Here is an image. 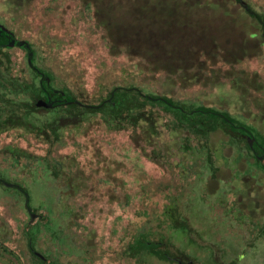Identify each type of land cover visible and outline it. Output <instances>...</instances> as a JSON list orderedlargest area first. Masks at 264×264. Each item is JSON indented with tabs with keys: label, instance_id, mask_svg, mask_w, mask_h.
Returning <instances> with one entry per match:
<instances>
[{
	"label": "rangeland",
	"instance_id": "374dc122",
	"mask_svg": "<svg viewBox=\"0 0 264 264\" xmlns=\"http://www.w3.org/2000/svg\"><path fill=\"white\" fill-rule=\"evenodd\" d=\"M0 24L29 49L0 47V264H264V170L181 124L215 108L264 137V34L244 4L0 0ZM42 83L78 103L30 112Z\"/></svg>",
	"mask_w": 264,
	"mask_h": 264
},
{
	"label": "trees",
	"instance_id": "16d2710c",
	"mask_svg": "<svg viewBox=\"0 0 264 264\" xmlns=\"http://www.w3.org/2000/svg\"><path fill=\"white\" fill-rule=\"evenodd\" d=\"M237 1L242 3V4H244V6L246 7L248 13H250L251 16L262 26L263 34H264V12L263 11L260 12L258 10H255L250 5L245 4L243 2V0H237ZM2 38L5 41L6 40L10 41L8 33L6 32V30L2 26V24H0V47L4 43L2 41ZM10 43H11V41H10ZM22 46H23V44H22ZM37 88L41 90V92H39V95H37L35 98L30 99V102L27 101V102L31 103L32 111L35 113L36 111L39 110L37 108L39 106L43 105V106H45V108L42 109V111L45 112L44 114H42L43 118H46L48 116H51V117L55 116V113L57 112L59 106L55 107V108H52V109L49 107L48 101L50 100L51 92L46 87V84L42 83L39 86H37ZM145 98H147V100H152V98L150 96H145ZM69 99L73 100V99H76V98L75 97H72V98L70 97ZM129 102H126V100H123L122 103L126 104V103H129ZM23 103L27 104L26 101L23 102ZM103 103H104V105L100 104V105H97V106H90V107L89 106H84V107H86L88 109H91V110H97L98 111L99 109L102 108L101 107L102 105L104 107L106 105V103H107V105L109 104L106 101H104ZM39 104H41V105H39ZM129 104H127V106H129ZM176 109L178 111H180V113L183 112V108L177 107ZM195 113H198V117H199L198 119L199 120L190 119L189 121L192 122L191 125H187V124H184L183 122H181L182 126L185 125V126H187V128H190L191 130L195 129L196 131L202 132L205 135L206 138L209 137L210 132L219 130V131H223V132L229 134L236 144L242 142L243 140H245L244 135L243 136L241 135L242 134L241 130L238 131V127H237V126H240V125H242V126H245V125L242 124L239 120L230 117L228 115V113L220 111V110H217L215 108H202V109H199V110L195 111ZM38 116H39V114H38ZM189 118H191V117H189ZM244 128H245L246 131L249 130L252 134H254V136L256 138H258V140H257L258 143L262 142V144H263L264 137L257 130H255L251 126H245ZM246 137L250 140L249 142H254L253 137H251L250 135L246 134ZM259 138H260L261 141L259 140ZM247 142H248V140H247ZM257 142H256V144L258 145ZM260 153H262V152L260 151ZM261 159H264V158L261 157ZM263 167H264V165H263ZM0 184L1 185L6 184L5 180H3V178L0 179ZM11 186L12 187H16V188L20 187L19 184H16V183H12ZM22 190L24 191V193H27V196H28L27 206H28V209L30 210V212L32 214V217H33L31 220H35V217H36L35 215L37 214L38 209L31 206L30 196L28 194V190L25 189V188H22ZM138 244H140L142 246H145L144 245L145 244V240L141 239V241H139ZM155 244H156V242H150V243H148L146 245V248L151 249V250H154V249L156 250ZM160 244H159V247H161ZM155 254H158L159 256H162V257L164 256V255H162L161 252H158V253L156 252ZM42 263L43 264H52L50 262H47V260L42 261Z\"/></svg>",
	"mask_w": 264,
	"mask_h": 264
},
{
	"label": "flooded vegetation",
	"instance_id": "af4514ba",
	"mask_svg": "<svg viewBox=\"0 0 264 264\" xmlns=\"http://www.w3.org/2000/svg\"><path fill=\"white\" fill-rule=\"evenodd\" d=\"M3 39V38H2ZM10 42V41H9ZM12 42V41H11ZM11 44H16V45H21L22 46V44L21 43H18V42H13V43H11ZM23 47H25V49H26V51L28 50L29 51V49H28V47H26L24 44H23ZM59 99H61L62 100V102L64 103V102H70V101H75V102H77L78 103V101H77V99H73V100H71V99H68L67 98V96H66V94H65V92L63 91V92H60V96H52V95H50V100L48 101V104H49V107L52 109V108H55V107H58L59 106ZM30 102V101H29ZM29 102H27L26 101V103H27V109L30 111V112H32V109H31V103H29ZM62 103V104H63ZM61 104V105H62ZM39 105H41V104H39ZM38 107V106H37ZM45 108V106H43V105H41V106H39L37 109H39L38 111H36V112H42V109H44ZM35 112V113H36ZM34 113V112H33ZM37 114V113H36ZM238 127V131L239 130H241V132H242V136L244 135V138H245V140H243L242 142H240V143H235V145L237 146V147H239V150H241L242 151V154H247V155H250L251 156V159H252V161H253V164H255V166H257L259 169H261V170H264V167H263V165H264V159H261V153H260V151L264 154V145L262 144V143H258L257 142V138L254 136V134H252L249 130H245V126H242V125H240V126H237ZM245 133V134H244ZM246 134H248V135H250L251 137H253V140H254V142H249L250 140L246 137ZM247 140H248V142H247ZM256 142L258 143V145L256 144ZM254 146H257V147H259L260 148V151H259V153H257L256 152V150H253V148H254ZM249 153H251V154H249ZM264 158V157H263ZM247 160H249V158L247 159ZM238 162V161H237ZM240 190V189H239ZM235 203V202H234ZM235 208V207H234ZM236 208H238L239 209V207H236ZM241 210V209H240ZM240 214H242V213H240ZM35 216H38V214H36ZM33 217L31 216V219H32ZM253 224H255V226H254V231H256L257 230V228L258 227H262L261 225L260 226H258L256 229H255V227H256V222H254ZM262 230L264 231V229L262 228ZM232 231H234V230H232ZM257 237H261V235H256ZM261 239V238H260ZM168 256H170L169 258H171L172 259V261L173 262H178V263H180V264H191V260H189L190 262L188 263H185L184 261H186L185 260V258L184 257H186L184 254H180L179 255V257H174V256H171L170 254H168Z\"/></svg>",
	"mask_w": 264,
	"mask_h": 264
},
{
	"label": "crops",
	"instance_id": "0c3cea01",
	"mask_svg": "<svg viewBox=\"0 0 264 264\" xmlns=\"http://www.w3.org/2000/svg\"><path fill=\"white\" fill-rule=\"evenodd\" d=\"M237 162V161H236ZM198 176H202L201 174L200 175H198ZM242 177H240V179H241ZM244 179H246V178H244ZM241 190V189H240ZM248 199H254L255 200V198L254 197H252V198H250V197H247ZM251 201H253V200H251ZM167 225V224H166ZM185 233V232H184Z\"/></svg>",
	"mask_w": 264,
	"mask_h": 264
},
{
	"label": "water",
	"instance_id": "95a60500",
	"mask_svg": "<svg viewBox=\"0 0 264 264\" xmlns=\"http://www.w3.org/2000/svg\"><path fill=\"white\" fill-rule=\"evenodd\" d=\"M14 41H12V43H13ZM86 106H88V105H86ZM90 107V106H89Z\"/></svg>",
	"mask_w": 264,
	"mask_h": 264
}]
</instances>
